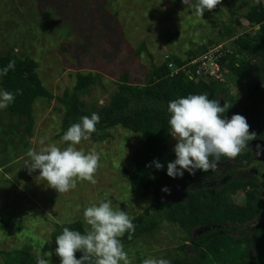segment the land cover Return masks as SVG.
Returning <instances> with one entry per match:
<instances>
[{
    "label": "rangeland",
    "instance_id": "374dc122",
    "mask_svg": "<svg viewBox=\"0 0 264 264\" xmlns=\"http://www.w3.org/2000/svg\"><path fill=\"white\" fill-rule=\"evenodd\" d=\"M258 3L264 6V0H222L200 17L182 0H0V55L32 60L42 85L53 96L33 105L30 133L25 131L26 119L0 109V252L28 244L46 259L45 254L51 253V264H60L49 240L54 224L81 221L86 228L84 210L101 201L111 200L114 209L121 208L131 218L150 203L149 196L121 177L124 169L133 170L131 155L140 142L139 134L121 127L108 130L102 142L87 140L77 146L85 153L95 149L100 154L95 185L78 181L76 189L60 194L37 179L39 170L29 174L27 151L38 149L42 137L65 147L56 137L61 119L55 111L56 98L72 92L76 73L90 77L82 99L98 110L123 73L129 82L140 84L154 67L163 65L167 53L185 60L189 51L200 56L218 45L224 51L233 50L237 37L255 35L245 14ZM224 70V82L216 83L224 90L218 100L238 102L248 91V79L241 81ZM262 116L264 121V105ZM257 140L264 143L262 137ZM176 143L171 136L158 161L163 168L157 170L153 163L151 178L167 171L168 163L176 159ZM245 150L252 155L249 143ZM259 190L264 192V183ZM234 201L242 204L243 194ZM231 232L236 236L243 230L237 227ZM188 243L176 225L165 222L125 251L132 264H143L149 257L171 261L183 256L180 246Z\"/></svg>",
    "mask_w": 264,
    "mask_h": 264
},
{
    "label": "trees",
    "instance_id": "16d2710c",
    "mask_svg": "<svg viewBox=\"0 0 264 264\" xmlns=\"http://www.w3.org/2000/svg\"><path fill=\"white\" fill-rule=\"evenodd\" d=\"M245 20L251 26H258L255 35L237 37L233 50H222L217 62L241 81L248 79L249 87L240 101L226 98L220 103L222 107L226 102L232 105L222 118L231 119L240 114L247 119L250 132L264 139V6L261 3L252 6ZM195 57H198L196 53L189 51L185 60L170 55L169 60L182 67ZM10 62L15 63V68L7 75H0V89L16 94L6 110L10 115L26 119L25 131L30 133L33 105L38 100L49 101L53 96L42 85L32 60L9 53L0 55V70ZM118 81L105 104L96 110L82 99L92 81L78 72L72 92L56 98L55 111L61 114L56 133L60 139L73 123L93 113L100 120L89 139L92 142L104 141L107 131L115 127L140 135L139 146L131 155L133 170L124 169L121 177L149 196L150 203L132 218L135 233L131 240L127 233L121 238L124 246L152 235L162 223L169 222L189 239L188 244L180 246L183 256L172 259L170 264H264V192L259 190L260 183H264V166L257 155L250 156L244 149L235 159L221 156L215 170H196L195 175L185 171L182 178L175 179L162 171L155 178L150 177L151 165L165 153L171 137L169 102L205 93L209 99L218 100L224 90L216 83L188 80L182 73L170 77L164 62L154 67L140 84L129 82L127 73ZM257 81L259 85H255ZM165 187L170 189V194L162 191ZM240 193L244 196L242 204L234 201ZM64 227L82 234L85 230L81 221L54 224L49 235L54 249L55 239ZM237 227L243 232L234 236L231 229ZM199 229L202 231L198 232ZM37 255L30 245L23 244L17 250L0 252V264H36ZM76 256L79 259L82 253Z\"/></svg>",
    "mask_w": 264,
    "mask_h": 264
},
{
    "label": "clouds",
    "instance_id": "9594fccd",
    "mask_svg": "<svg viewBox=\"0 0 264 264\" xmlns=\"http://www.w3.org/2000/svg\"><path fill=\"white\" fill-rule=\"evenodd\" d=\"M183 4L193 9V14L203 17L205 11L211 12L221 5L222 0H182ZM15 63L10 62L0 70V75H7L14 70ZM19 90H17V94ZM12 92L0 90V109H5L15 100ZM232 105L219 100L209 99L205 94H191L172 100L168 105L171 136L177 141L174 152L176 159L167 165V175L173 179L183 177L184 172L195 175L196 170L208 172L215 170L221 156L237 158L256 139V133L250 132L247 119L235 114L231 119L222 118ZM100 117L93 113L91 117L83 116L80 122L73 123L61 137L67 147L61 148L57 143H47V137L39 141L38 149L30 148L26 164L29 174L39 170L38 180L58 193H67L76 189L78 181L97 183L95 175L100 167V154L92 149L85 153L77 146L90 139L96 132ZM157 170L163 165L153 162ZM163 192L170 194L167 187ZM84 223L88 226L82 234L78 230L64 227L62 234L55 239V254L60 264H132L122 239L128 234L132 239L135 224L126 211L115 208L111 200L93 203L84 212ZM82 253L78 259L76 253ZM51 253L46 259L39 254L36 264H51ZM143 264H170L163 258L149 257Z\"/></svg>",
    "mask_w": 264,
    "mask_h": 264
},
{
    "label": "built area",
    "instance_id": "2783aa9c",
    "mask_svg": "<svg viewBox=\"0 0 264 264\" xmlns=\"http://www.w3.org/2000/svg\"><path fill=\"white\" fill-rule=\"evenodd\" d=\"M252 27L256 30L258 29V26ZM221 55L222 48L218 45L189 60L182 67H178L174 62L170 61L168 54L163 57V61L170 71V77L182 73L188 80L194 82L221 83L224 82L225 76V70L217 62Z\"/></svg>",
    "mask_w": 264,
    "mask_h": 264
},
{
    "label": "water",
    "instance_id": "95a60500",
    "mask_svg": "<svg viewBox=\"0 0 264 264\" xmlns=\"http://www.w3.org/2000/svg\"><path fill=\"white\" fill-rule=\"evenodd\" d=\"M249 145L253 150V153L257 155L259 160H261L264 164V146L262 145V143L259 140L255 139L249 142ZM263 178H264V174H263Z\"/></svg>",
    "mask_w": 264,
    "mask_h": 264
},
{
    "label": "flooded vegetation",
    "instance_id": "af4514ba",
    "mask_svg": "<svg viewBox=\"0 0 264 264\" xmlns=\"http://www.w3.org/2000/svg\"><path fill=\"white\" fill-rule=\"evenodd\" d=\"M263 166H264V164H263Z\"/></svg>",
    "mask_w": 264,
    "mask_h": 264
}]
</instances>
